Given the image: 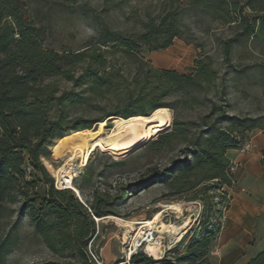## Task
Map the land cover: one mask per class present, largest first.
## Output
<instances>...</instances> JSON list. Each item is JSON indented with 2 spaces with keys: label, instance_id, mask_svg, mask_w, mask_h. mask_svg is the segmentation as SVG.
Returning a JSON list of instances; mask_svg holds the SVG:
<instances>
[{
  "label": "trees",
  "instance_id": "16d2710c",
  "mask_svg": "<svg viewBox=\"0 0 264 264\" xmlns=\"http://www.w3.org/2000/svg\"><path fill=\"white\" fill-rule=\"evenodd\" d=\"M251 1L257 3V8ZM179 2L163 0L159 14L145 15L136 22L139 32L129 35L101 26L91 8L71 9L90 22L96 37L80 51L70 52L45 48V18L35 22L23 0H0V220L12 214L26 218L33 234L60 258L78 260L75 264H96L86 252L95 231L94 221L107 216L119 218L112 205L121 201L127 191L122 188L112 199L107 192L93 190L91 202H80L72 190L55 189L41 163L62 140L89 132L98 124L105 129L111 127L103 124V116L83 115L94 109L91 100L117 91L120 84L112 60L118 55L129 61L135 92L122 100L123 107L110 111L117 119L149 116L162 108L175 111L178 104L185 110H194L202 105L197 95L206 99L205 93L219 80L218 73L201 62L195 63L190 74H180L156 69L141 56L142 50H165L175 39L188 42L191 32L183 23L184 11ZM189 7L214 14L225 24H236L239 34L222 43L225 64L231 63L234 47L264 43V0L245 2L244 7L256 14L250 20L234 0H191ZM32 11L38 17L39 10ZM60 81L70 88L61 89ZM173 95L178 96L177 105L166 100ZM212 116L215 118L210 121ZM202 120L203 129L194 142L184 146L182 160L174 161L170 169L159 174L148 171L145 182L128 189L144 187L164 174L174 176L170 185L178 193L214 182L220 208L203 197L191 200L199 202L202 211L180 241L159 260L139 250L130 256V264H211L208 256L221 229L223 210H227L225 189L233 186L226 153L238 150L246 142V133L260 130L264 134V121L231 116L210 100ZM156 137L167 145L173 138L185 141L186 131L183 124L174 122L171 133L166 130ZM259 164L264 168V149L260 151ZM72 186L82 192L89 181L79 187L74 180ZM14 204L17 209L10 210L8 206ZM12 245L9 234L0 237V264L5 263L7 249ZM246 264H264V249Z\"/></svg>",
  "mask_w": 264,
  "mask_h": 264
},
{
  "label": "rangeland",
  "instance_id": "374dc122",
  "mask_svg": "<svg viewBox=\"0 0 264 264\" xmlns=\"http://www.w3.org/2000/svg\"><path fill=\"white\" fill-rule=\"evenodd\" d=\"M23 1L29 14L35 16V22L45 18L43 23L48 25L45 48L64 49L70 52L80 51L96 37L90 22L81 19L77 13H72L73 9L81 6L91 8L95 11L97 22L101 26L129 35L139 32L136 24L138 20L144 19L147 14L156 16L163 5V0H70V3L68 0ZM234 1L238 2V10L244 9L241 12L243 16L249 20L256 17L254 11L244 7L248 0ZM190 2L191 0L179 2L184 11L183 23L191 32L188 42L175 39L165 50L141 52L144 60L156 69L190 74L195 63L201 62L218 73L219 80L215 82L214 88L211 87L205 93L206 99H203L202 94L197 95L198 102L202 105L196 109L182 108L177 103L178 96L173 95L166 99L167 102L178 104L175 111L167 108L170 117V127L167 132H172L174 122L181 123L186 131L185 141L173 138L167 145H162L163 142L156 137L160 131L153 125L150 127L153 133L151 139L138 149L132 147L124 153L97 149L90 153L87 162L83 160L82 155H78L73 162L72 183L75 180L79 187H83L85 182L89 181V186L82 192L75 190L83 202H91L93 190L100 193L107 192L113 199L122 188L127 189L123 199L114 203L112 207L117 211L118 219L135 224L133 225L135 231L125 234L126 230L122 224L107 218L108 216L98 222L94 221L95 231L87 242L86 252L90 259L92 255L100 264H130L128 262L130 256L141 250L135 249L137 242L135 237L140 228H144V224L152 221L156 214H159L160 223L179 225L181 228L176 240H169L162 235L163 251L159 258L161 259L168 251L167 246H170V243H178L202 211L201 204L195 202L199 203L200 207L191 205L193 203L190 202L191 200L203 197L210 204H216L217 209L220 208V204H217L219 193L214 195V182L200 183L193 189H184L178 193L170 185L174 176L164 174L149 184L144 183L146 184L144 187L128 189L133 184L145 182L148 171L152 170L159 174L170 169L174 161L182 160L184 146L194 142L203 129L200 126L203 116L207 113L209 100L217 107L224 108L231 116L264 121V43L234 47L231 63L225 64L222 59V43L239 34L236 24H225L216 20L214 14L191 10ZM251 4L257 8L255 1H251ZM35 9L39 10L38 17L32 11ZM234 18L236 19L237 16ZM111 64L118 73L120 85L117 91L91 100L94 109L83 115L86 118L103 116L102 119H105L103 124H109L111 126L109 129L114 127V121L117 119L110 114V111L123 107L122 100L131 92V95H135L133 69L129 61L117 55ZM59 87L67 90L70 85L60 81ZM214 118L212 116L210 121ZM260 135H264L260 130L246 133V142L238 151L252 154L250 141ZM246 145H248L247 150L244 149ZM80 147L84 153L86 146L80 145ZM57 148L58 146L52 154L48 150V158L41 159L54 184H57V181L43 161H47L55 170L62 167L70 158L69 153L58 157ZM134 149L136 150L133 151ZM230 174L233 186L225 189L228 198L227 210H223V217L220 220L221 229L208 256L211 264H246L264 249V170L252 172L244 166L239 167L238 163H231ZM74 196L77 197L75 193ZM17 207V204L8 206L10 210H16ZM239 208L243 209L241 214ZM232 214L241 216L235 219L232 218ZM6 234L13 239V245L7 249L4 264L78 263V260L60 258L51 253L33 234L26 218L19 219L16 214L2 218L0 237ZM155 234L158 238L159 234L156 232ZM144 250L142 248L141 251ZM168 255L172 256L170 253Z\"/></svg>",
  "mask_w": 264,
  "mask_h": 264
},
{
  "label": "bare ground",
  "instance_id": "6f19581e",
  "mask_svg": "<svg viewBox=\"0 0 264 264\" xmlns=\"http://www.w3.org/2000/svg\"><path fill=\"white\" fill-rule=\"evenodd\" d=\"M169 118L168 110L162 108L152 112L149 116H135L129 119L118 118L114 121V127L112 129L105 130L102 124H98L95 129L89 132L77 134L59 143L56 155H58V157H61L64 153H69L70 155L69 160L62 167L54 170L47 161L44 160L43 163L56 179V185L59 190L70 189L75 192L72 186V173L74 171L73 162L78 155H82L83 160L87 162L90 153L97 149L103 151L114 150L119 153H124L129 148L139 147L151 139L153 135L150 129L151 126H157L160 133L168 130L170 127ZM80 145L86 146V151L84 153ZM242 210V208H239V213ZM240 214H232L231 216L235 218ZM107 218L120 222L126 230L125 234H131L135 231L133 227V225H135L134 223L123 221L117 217ZM96 221L98 222L99 220ZM143 227L144 228H140V231L135 237V239H137L135 249L143 241L145 234L148 238L150 235L153 236L155 232L158 233V238H152L151 242L144 243V251L149 257L156 260L161 257L163 251L162 235H165L169 240H176L181 229L179 225H166L160 223L159 214H156L152 221H147ZM171 244L172 243H170V245Z\"/></svg>",
  "mask_w": 264,
  "mask_h": 264
},
{
  "label": "crops",
  "instance_id": "0c3cea01",
  "mask_svg": "<svg viewBox=\"0 0 264 264\" xmlns=\"http://www.w3.org/2000/svg\"><path fill=\"white\" fill-rule=\"evenodd\" d=\"M251 153H243L238 150H231L227 152V157L231 163H238L239 167L244 166L248 171L257 172L264 170L259 164L260 151L264 149V135L250 141ZM254 152V153H253ZM256 162V163H255Z\"/></svg>",
  "mask_w": 264,
  "mask_h": 264
},
{
  "label": "built area",
  "instance_id": "2783aa9c",
  "mask_svg": "<svg viewBox=\"0 0 264 264\" xmlns=\"http://www.w3.org/2000/svg\"><path fill=\"white\" fill-rule=\"evenodd\" d=\"M247 148H248V145H246V146L244 147L245 150H247ZM54 187H55V189L59 190L58 187H57V185H56V183L54 184ZM77 198H78V200H79L80 202H82V200H81L79 197H77ZM191 205H195V206H197V207H200L199 203H195V202L192 203ZM198 217H199V216H198ZM198 217L194 220V222L197 221ZM152 238H157V236H156L155 233L153 234V236L150 235V237H148V238H147V235L145 234V238H144L143 241L140 243V245L137 246L136 250H137L138 248H140L141 250H142V248L145 249V247H143L144 243L151 242ZM176 244H177V243H173L172 245L167 246V250L171 249V248H172L173 246H175ZM143 253H145V254L148 256V254H147L145 251H144ZM91 257H92L93 261H94L96 264H100V262L98 261L97 258H95V257L92 256V255H91ZM148 257H149V256H148Z\"/></svg>",
  "mask_w": 264,
  "mask_h": 264
},
{
  "label": "water",
  "instance_id": "95a60500",
  "mask_svg": "<svg viewBox=\"0 0 264 264\" xmlns=\"http://www.w3.org/2000/svg\"><path fill=\"white\" fill-rule=\"evenodd\" d=\"M143 145H144V144H142L141 146H143ZM141 146H139V147H141ZM139 147H137L136 149H138ZM136 149H134L133 151H135ZM133 151H132V152H133ZM132 152H131V153H132ZM75 194H76L77 197H78V194H77V193H75Z\"/></svg>",
  "mask_w": 264,
  "mask_h": 264
}]
</instances>
